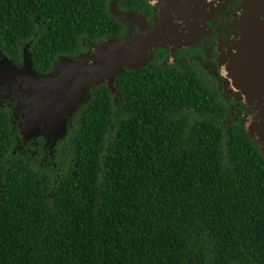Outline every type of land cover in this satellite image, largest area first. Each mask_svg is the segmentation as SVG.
Wrapping results in <instances>:
<instances>
[{"label": "trees", "instance_id": "trees-1", "mask_svg": "<svg viewBox=\"0 0 264 264\" xmlns=\"http://www.w3.org/2000/svg\"><path fill=\"white\" fill-rule=\"evenodd\" d=\"M123 30L105 0H0L2 54L29 43L39 72ZM116 85L53 146L0 106V264H264V151L235 99L184 63Z\"/></svg>", "mask_w": 264, "mask_h": 264}, {"label": "water", "instance_id": "water-1", "mask_svg": "<svg viewBox=\"0 0 264 264\" xmlns=\"http://www.w3.org/2000/svg\"><path fill=\"white\" fill-rule=\"evenodd\" d=\"M181 2L158 0L159 17L149 25L144 16L118 9L113 0L109 7L113 16L133 22L138 30L124 37H106L77 57L61 56L46 73L33 67L29 43L24 47L22 65L14 64L0 50V98L11 99L12 95L18 98L12 112L14 117L23 119L19 135L24 139L44 136L46 144L53 146L64 136L69 117L90 98L93 85L105 82L116 100V78L125 69L146 65L153 49L165 44H171L173 56L176 48L187 43L181 15H185V9L189 10L186 5L190 2ZM180 4L181 11L177 12L175 5ZM250 9L242 14L251 12ZM173 11L180 20L173 17ZM260 14L264 15V3ZM242 23L239 42L223 55L222 89L251 108L244 125L264 151V25L254 15L246 26Z\"/></svg>", "mask_w": 264, "mask_h": 264}, {"label": "flooded vegetation", "instance_id": "flooded-vegetation-1", "mask_svg": "<svg viewBox=\"0 0 264 264\" xmlns=\"http://www.w3.org/2000/svg\"><path fill=\"white\" fill-rule=\"evenodd\" d=\"M110 15L116 19L110 12V4L113 0H105ZM116 6L122 11H135L144 16L149 25L159 17L160 4L158 0H115ZM187 4L189 10L184 11L185 15H181L184 19L183 30L186 40V45L178 47L173 52L171 44H165L153 49V55L150 61L155 60L161 65H176L184 63L186 66H192L195 69L207 72V74L215 77L220 87L224 85L223 77V55L227 51H232L234 45L239 42L242 32V27L247 20H251L254 15V19L260 17L261 24L264 25V15H261V4L264 0H182ZM181 2V3H182ZM181 5H175V10L181 11ZM251 8L249 13L242 14L247 11V8ZM252 7H254L252 9ZM183 9V8H182ZM253 14V15H252ZM173 17L180 20L181 18L173 11ZM121 21L124 24L123 34L119 37H124L135 33L138 30V26L130 21ZM249 24V23H248ZM255 27V25H254ZM114 37V36H109ZM27 44V43H26ZM22 49V61L17 65L23 63V51ZM28 50L32 57V52ZM91 50L89 48L88 52ZM87 52V53H88ZM149 61V62H150ZM148 62V63H149ZM147 63V64H148ZM33 67L34 62H33ZM52 68V66H51ZM36 69V68H35ZM51 70V69H50ZM50 70L46 71L49 72ZM39 72V71H38ZM39 72V73H46ZM223 90V89H222ZM226 93V92H225ZM230 96V92L228 94ZM17 97L12 95L11 99L0 98V106L9 108L11 120L13 122L12 129L19 135V123L23 121L22 117H14L12 107L15 105ZM238 108H240V114L244 118L245 115L251 112V108L245 106L240 99H235ZM40 136L32 137L30 139L18 140L20 143L34 145L39 142L37 140ZM46 143V139L44 138ZM45 145V144H44ZM50 148V146H46Z\"/></svg>", "mask_w": 264, "mask_h": 264}]
</instances>
